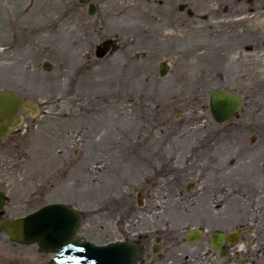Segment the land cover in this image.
<instances>
[{
    "label": "rangeland",
    "instance_id": "374dc122",
    "mask_svg": "<svg viewBox=\"0 0 264 264\" xmlns=\"http://www.w3.org/2000/svg\"><path fill=\"white\" fill-rule=\"evenodd\" d=\"M107 38L115 41L112 52L96 60L93 50ZM258 52L264 0H0V90L38 107L0 142L3 217L62 202L83 215L76 237L102 244L118 237L119 211L134 210L140 222L159 203L151 196L135 207L131 186L145 188L150 174L170 183L181 173L184 184L198 179L194 198L167 201L168 214L209 210L213 187L228 186L233 224L256 229L264 211ZM160 62L169 67L163 78ZM213 89L245 97L225 124L210 118ZM147 228L145 219L137 227ZM0 247L37 250L3 234Z\"/></svg>",
    "mask_w": 264,
    "mask_h": 264
},
{
    "label": "flooded vegetation",
    "instance_id": "af4514ba",
    "mask_svg": "<svg viewBox=\"0 0 264 264\" xmlns=\"http://www.w3.org/2000/svg\"><path fill=\"white\" fill-rule=\"evenodd\" d=\"M246 31V30H244ZM248 49V47H245ZM17 129H13L16 132ZM165 174V173H163ZM145 180V188L131 186L130 195L143 196L141 207H145L146 200L151 196L156 197L157 205L150 206V210H146L145 216L150 217L152 212L160 213L156 217L150 218L156 232L152 239L147 236L135 237L131 235L124 239L125 242L137 245L140 247V260L137 264H264V212L255 217L256 229H252L251 224H233L231 215V194L227 193L230 189L228 186L222 188L213 187V192L210 194L212 201L210 209L202 210V213L191 215L185 210H173L175 214H168L165 210L167 201H186L192 200L195 190V183H183L184 175L179 173L177 177H172L170 183H157L158 179L151 177ZM155 190V193H153ZM192 191V192H190ZM231 192V190H230ZM153 207V209H152ZM205 207V206H204ZM135 215L134 210L119 211L116 217L117 231L119 235H124L123 225L128 222L130 228L132 217ZM140 217V216H137ZM244 220L249 217L247 215ZM137 222V220L135 219ZM190 228H195L201 233L198 241L188 244L184 237L178 239L175 235L184 233ZM239 230L238 236H235L236 242L233 244L232 238L229 235L234 231ZM131 234V231H126ZM152 245H158V253L151 254ZM194 245L192 255L180 251H175L176 246ZM212 245H219V249H212ZM229 245H234L232 248ZM148 247L149 252L145 253L144 249ZM9 264H12L9 262ZM17 264V263H13ZM26 264H40L39 259Z\"/></svg>",
    "mask_w": 264,
    "mask_h": 264
},
{
    "label": "water",
    "instance_id": "95a60500",
    "mask_svg": "<svg viewBox=\"0 0 264 264\" xmlns=\"http://www.w3.org/2000/svg\"><path fill=\"white\" fill-rule=\"evenodd\" d=\"M108 48L105 43L97 49L102 57ZM166 72L160 66V75ZM242 103L240 95L233 96L226 91H212L209 99L210 114L215 122L221 123L232 117ZM21 104L20 99L9 93L0 92V116L9 120ZM3 126L0 125V135ZM2 198L0 197V206ZM79 216L62 205L44 207L38 212L17 220H5L0 223L9 239L19 243L37 242L41 249L57 252L50 264H130L136 256V250L127 245H110L106 248L94 247L88 243L79 244L72 240L78 225ZM83 245V249L80 246Z\"/></svg>",
    "mask_w": 264,
    "mask_h": 264
}]
</instances>
